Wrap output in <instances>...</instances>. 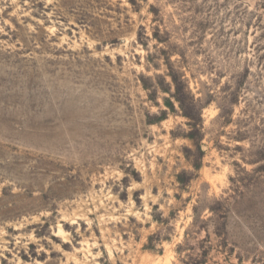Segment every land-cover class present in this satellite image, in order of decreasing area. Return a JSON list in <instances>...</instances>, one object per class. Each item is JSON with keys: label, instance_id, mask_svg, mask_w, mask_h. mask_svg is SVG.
I'll return each instance as SVG.
<instances>
[{"label": "rangeland", "instance_id": "374dc122", "mask_svg": "<svg viewBox=\"0 0 264 264\" xmlns=\"http://www.w3.org/2000/svg\"><path fill=\"white\" fill-rule=\"evenodd\" d=\"M0 264H264V0H0Z\"/></svg>", "mask_w": 264, "mask_h": 264}, {"label": "trees", "instance_id": "16d2710c", "mask_svg": "<svg viewBox=\"0 0 264 264\" xmlns=\"http://www.w3.org/2000/svg\"><path fill=\"white\" fill-rule=\"evenodd\" d=\"M170 79H171V83L174 86L173 95H171V97H172V99H174L173 101H175L178 104V107L180 108V110H183V116L189 118L190 116H188V114L186 112H184V105H183V100L181 97L182 92L179 89V86L177 84L178 82H177L175 77H172V75L170 76ZM166 103L170 109H173V105L170 101H168Z\"/></svg>", "mask_w": 264, "mask_h": 264}]
</instances>
